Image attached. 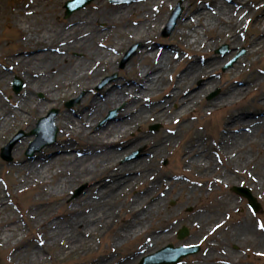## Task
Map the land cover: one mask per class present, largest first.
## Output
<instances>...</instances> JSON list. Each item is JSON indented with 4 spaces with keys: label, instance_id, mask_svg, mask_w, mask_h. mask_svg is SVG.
Instances as JSON below:
<instances>
[{
    "label": "bare ground",
    "instance_id": "6f19581e",
    "mask_svg": "<svg viewBox=\"0 0 264 264\" xmlns=\"http://www.w3.org/2000/svg\"><path fill=\"white\" fill-rule=\"evenodd\" d=\"M68 1L0 0V28L7 24L18 29L21 34L20 39L15 41L18 49L0 55L5 63V69L0 68V140L14 128H19L24 135L22 130L29 131L37 119L45 124L47 137L56 135L53 121L51 129L45 118L57 114L53 108L58 106L60 98L92 90L83 96L76 111L69 114L61 112L56 117L55 124L59 127L61 138L56 144L50 142V138L41 141L34 139L25 151V159L20 150L27 140L25 138L17 143L21 138L19 133L18 138L14 136L3 147V160H8L13 154L19 162L15 167L16 177L12 189L8 193L0 191V246L11 250L7 264H45L43 252L49 247L56 249L54 256L59 260L70 254L89 253L95 229L100 225L108 226L116 210L121 214V220L118 229L113 232L114 236L110 238L112 248L139 239L131 255L123 257L124 261L116 264H134L144 254L149 257L155 254L168 255L173 251L172 239H182L188 235L186 226H181L175 233V226L180 222L186 224L190 220L189 225L195 228V234L208 237L227 231L228 228H221L226 226L227 219L219 221L216 216L223 209L228 216H235L237 210L231 207V200L224 195L219 194L216 198L218 204H212L220 208L210 212L209 209L200 210L199 214L183 216L164 207L167 199L164 191L179 189L191 194L194 192L193 185L197 183L180 180L177 174L161 172L159 164L176 143L181 144V166L185 171L195 169L196 176L207 179L210 182L209 192L213 191L215 185L235 184L236 175L244 173L243 169L250 166L253 154L252 150H246L248 146L256 145L255 148L263 149L260 153L264 157V144L263 147L259 145L264 142V93L253 99L255 110L246 109L227 117L230 123L224 125L222 133L215 135L217 147L214 157L203 149V138L184 137L186 115L194 110L206 91L219 86L220 81L215 80L214 75L218 74L221 63L234 53L233 49L245 46L244 56L252 57L264 47V0H185L182 18L176 25V36L185 42L186 53H209L210 47H215L220 41L228 44L232 51L224 58L213 54L208 55L205 61L189 59L184 72L175 81H170L173 63L177 61L179 66L186 59L179 55V50L174 53L173 48L162 47L164 43H158L156 48L152 46L160 22L164 20L161 11L175 0H146L129 5L88 0L77 7L73 6L72 12H77L71 15L64 27L62 22L55 23V17L58 11H62L59 3L64 2L66 5ZM90 2L92 5L78 11ZM64 10L65 13L69 12L67 7ZM128 18L132 21H127ZM248 23L258 29L262 36L257 39L250 37L245 43L244 31ZM116 28L117 38L105 42L107 33ZM239 31L243 33L241 38ZM169 34L167 27L163 36ZM131 39L143 44L137 54L140 59L134 58L122 69V72L128 71L132 75L107 82L100 92L92 89L103 74L115 70L117 57L113 52ZM166 46L169 47L168 44ZM73 53H79L81 57H75ZM240 63L241 58L237 61V64ZM236 66L239 69L235 70L233 65L234 68L222 71V76H238L244 67ZM14 74L17 75L14 80L21 83L18 76L21 77L24 86L20 93L11 95L15 107L13 105V109H9L11 103L5 104L2 100ZM259 77L257 75V81L253 80L252 83L243 80L245 83L237 82L232 86L230 84L233 81L229 80L223 86V97L210 101L207 112L210 114L220 108L231 109L247 96L252 87L261 90L258 87L261 86L258 84ZM197 79L204 80L203 84L198 86ZM40 91L44 94L43 101L35 97V93ZM73 102L65 106L70 107ZM122 102L127 105L123 110H118L116 120L106 118L103 127L94 129L106 110ZM151 121L162 123L160 131L152 133L144 129L145 124ZM150 129L156 130L158 126H150ZM38 130L36 126L30 135H35ZM77 138L83 143L72 145ZM38 143H44L42 148L45 149L38 154V150L31 152ZM140 146L145 147L146 157L131 161L126 158ZM29 157L34 158L31 160ZM260 173H263V169L256 171L257 175ZM252 178L256 179L249 173L251 186L254 185ZM79 180L87 181L90 189L93 187L92 190L96 188L95 199L91 198L92 191L85 192L76 198H83L81 205L77 204L76 199H71L73 202L65 205L66 201L63 200L68 189ZM237 184L242 189L240 193L237 190L235 192L247 197L249 187L242 186L240 182ZM30 189L35 190L36 198L33 205L25 208L24 217L28 219L29 226L39 231L44 249L40 248V244L39 247H21L25 226L8 210L9 202L4 198V194L9 198V193ZM82 205L90 208L83 211ZM249 205L254 211L258 210L256 207H261L256 198L248 202ZM64 207L65 218L60 220L55 214ZM248 215L250 213L247 211L240 221L237 218V226L231 224L228 239L235 242L245 236H254L256 227L251 229L252 221ZM258 238L259 244H263L264 232ZM162 242H168L169 248H158ZM234 255L233 251L213 252L209 259L214 263L228 264ZM176 256L181 255L178 253ZM88 263L92 264V261ZM94 264L111 263L110 259H101Z\"/></svg>",
    "mask_w": 264,
    "mask_h": 264
},
{
    "label": "rangeland",
    "instance_id": "374dc122",
    "mask_svg": "<svg viewBox=\"0 0 264 264\" xmlns=\"http://www.w3.org/2000/svg\"><path fill=\"white\" fill-rule=\"evenodd\" d=\"M107 1L111 5H115V4L129 5L132 3H141L146 0H135L132 2H122V3H114V2H111L110 0H107ZM203 1L207 2L208 0H203ZM260 1L262 0H259L258 2ZM184 3H185V0H175V2L172 5L170 6L165 5L163 7L161 11V15L164 16V20L160 22V25H159L160 29L159 28L157 29L158 30L156 32L157 34L155 33L156 35H155V38H153V42H152V46L154 48L159 46L158 43H164L162 44L163 45L162 47H164L165 49L173 48L174 53L178 52L179 50L180 51L179 55H181L182 57L186 59V61L182 62L179 66H177V61H174L173 63L174 70L172 71L173 77L171 78L170 81H175V79L184 72L183 70L184 66H186V63L189 59H196V60L198 59L199 61H205L208 59V55H213V54L214 56L219 55L220 56L219 58H224L225 56L227 57L232 51V48H230L228 44H225L223 43V41H220L217 43L215 47H210L209 53H200L197 51H193L192 54L188 55L186 53L187 49H186L185 42L183 41V39H180L176 36V31H177L176 25L182 18V13L184 10L183 9ZM197 3L199 5L202 4L198 1ZM59 5H61L60 7L62 8V11L57 12L58 14L55 17V20H56L55 23L57 24V23L62 22L65 27L67 25L66 21L71 17L73 13L77 11L66 15L65 10H64V2L61 4L59 3ZM90 5H92V2H90L84 8L78 11L85 10ZM176 10L179 11L176 23L173 29L170 31V34L168 36H163L168 20ZM190 14H193V13H190ZM262 14L264 15V11ZM184 19H182V21ZM127 21L131 22L132 20L128 18ZM99 25L102 26L103 23H100ZM243 28L245 29V27ZM117 29L118 28L107 33L104 41L108 42V41H111V39H114L115 37L117 38L118 36ZM244 32H245V36H244L245 43L247 39L250 37L253 39H257V38H261L262 36V34L260 33L258 29L252 28L251 23H248ZM242 35L243 33L239 31V38H241ZM201 36L203 35L201 34ZM20 37H21L20 31L18 29L11 28L7 24L3 26L2 28H0V55L13 53L16 49H18L15 41L17 39H20ZM166 44H168L169 47H167ZM142 47H143L142 43L136 42L134 41V39H131V41H128L127 43L121 45V47L118 50H115L113 52V54L116 55L117 57V60L114 65L115 70L106 72L105 74H103L101 78L99 79V81L95 83L92 89H95V90L97 89L98 92H100V90L104 87V84H106L107 82L109 83L111 81L121 80V76L132 75V73L128 71L122 72V69H124V67H126L132 60H134V58L138 57L137 54ZM133 48L135 49L133 50ZM222 48L223 49L225 48V49L222 50ZM131 51H132V54L133 53L134 54L132 56L130 54L126 56ZM233 52L234 53L232 55H229L226 58L225 62L221 63L218 69L219 72L217 71L218 74L214 75V79L217 81H220L219 86L217 85L211 88L209 91H206L203 94L201 101L198 104H196V106L194 107V110H191V112L188 115H186L187 122L183 121L184 123H186L185 124L186 128L184 129V132H185L184 137L189 138V137L198 136V137L203 138L201 140V142L203 141L204 143L203 149L209 153L211 152V154L213 155L212 157H214V154H216L215 149L217 147L215 135L222 133L221 131H223L224 125L229 124L231 121V120H227V117L231 114H238V113H241L242 111L244 112L246 109L255 110L256 106L254 104L252 105L253 99L258 97L260 93H264L263 92L264 90V47L261 48V51L258 54L256 53L252 57L244 56L246 52L245 46H239L236 49H233ZM73 55L75 57H81V54L79 53H73ZM1 57L3 56H0V68L5 69L3 66L5 63L3 62V58ZM125 57H128L130 59L124 61L123 63V60ZM240 58H241V63L237 64V61ZM138 59L140 58L138 57ZM231 62L233 63L229 67H227L228 64ZM233 65H235V70L239 69V67H237L236 65H242L244 67V70H241L239 75L234 76V78H232L233 76L223 77L222 71L224 70L227 71L230 68H234L232 67ZM257 75L261 76L259 77L260 79H258L259 80L258 84H261V86H258V87L261 90H255L256 88L252 87L253 89H251V91L247 94V96L239 100L231 109L220 108L210 114L209 112H207L208 104L210 103V101H213L214 99H217L218 97H223V95L225 94V90H224L225 87L223 86L229 80L233 81V83L230 84L231 86L237 82L245 83L243 80H247L250 83H252L253 80L257 81V79L255 78ZM11 76L12 78L10 79L8 83V88H7L8 91L4 93V97L2 100L5 104L11 103L12 107L9 109H13V105L15 107V103H13L14 101L11 95L20 93L24 86L21 77L18 76V78L21 80L22 87L20 88V90L15 92L13 90L12 83H13L14 78L17 77V75L14 74ZM203 81L204 80L197 79L196 82L199 86L203 84ZM90 91L92 90L91 89L84 90L83 92L75 96L73 95L71 97L67 95L66 96L63 95L58 102V106L53 108L54 110H57V114L55 115L53 119V124L57 129L55 143L53 144H56V142L59 139H61L59 138V127L57 124H55L56 117L59 114H61V112L69 114V112L71 111L72 112L76 111L77 105L78 104L81 105V100L83 96H85V94H87ZM215 92H216V95L212 99H209V95ZM35 97L41 101L44 100V94L41 91L35 93ZM71 101H75V102H73V104L70 107H66L65 104ZM245 102L247 103V105H245ZM126 105L127 104L122 102L119 106L106 110L103 113V115H101V117L98 119L97 123L95 124L94 129H99L104 126L105 124L104 121L107 118V116L110 114V112H115L113 120H116L117 119L116 117L118 115V110H123ZM50 111L51 109L46 110L43 116H46ZM37 123H38V119L35 120V124H34L35 126L31 127L32 129L30 128L29 131H26V132L22 130L24 135L22 134L20 140H18L17 142V143L22 142V140L25 138L27 140V144L23 145L24 148L20 150L21 151L20 154L23 159L26 158L25 151L28 148L29 144L36 138V135L31 136L30 133L32 132L33 129L36 128ZM150 126H158V129L151 130ZM161 128H162V123H159L157 121H151L149 123H146L144 126V129L146 131L152 132V133L160 131ZM20 132L21 131L19 128H14L13 130L9 131L6 135H4L1 138L0 154H1V150L4 147V145L8 143L9 141H11V139L14 136H17L18 133ZM75 141L76 142H73L72 145L79 146L81 143H83L82 140L79 138H77ZM263 144L264 142L259 143V145L262 147H263ZM255 147L256 145H252L251 147L248 146V148H246V150H252L251 152L253 154V157H252L250 166L248 165V167H245L243 169L244 173L236 175L234 185L232 184L225 185V186L215 185V188L213 189V191L211 190L209 192L207 191H208V188L210 187V182H207L208 181L207 179L196 176L197 172L195 171V169L185 171L183 167L181 166V160H180L181 144L176 143V145L173 147V150L166 153L165 158L162 157L163 159L160 161V164H159V168L161 172H165L166 174H177V175H180V178H181L180 180H185L189 183L194 181L197 183L196 186L193 185L194 192L191 194H188L187 190L182 191L179 189H175V190L173 189L172 191H169V192L164 191V193L166 192V197H167L164 207H166L167 209L169 208L170 210L174 211V213H177V214L181 213L183 216H190L193 214H197L200 210L209 209V212H210L211 210L214 211L215 209L220 208L219 205L213 207L212 204L214 203L213 205H215L217 203L216 198L219 194H221V195L226 196L228 199H230L231 207L232 208L235 207V209L237 210V213L235 214V216H228V214L224 211V209L221 211V213H219V215L216 216V219H219V221L220 219L221 220L227 219L225 223L226 226L223 225L221 228L223 229L228 228V230L222 231L224 233H221V234H219L218 232L213 237H208V236H204V235L197 234V233L195 234L193 230L195 228H192L189 225L190 220L189 222H186V224H184L183 222H182L183 224H181L180 222L179 225H176L175 233L177 232L178 229L181 228V226H186L188 230V235L186 237H183L182 239H176V238L172 239L171 243L174 247L185 246V245H199L200 246V250L197 253L183 257L179 264H218L210 260L209 255L213 252L214 254H218V252H223V251H233L235 253L232 259L228 260V264H264V243L260 245L259 244L260 240L258 238L259 234L261 232H264V161L262 160L264 159V157L260 153V152H263V149H260V147L258 148H255ZM43 149H45V147H43L36 154L42 152ZM134 154H137V156L134 157ZM146 156H147V153H146L145 147L140 146L138 148H135L133 151H131V153H129L126 156V158H128L131 161V160H134L135 158L136 159L143 158ZM219 159L222 162V158L220 157ZM18 164L19 162L17 161L16 158L13 157V154H11L10 161L3 160L0 157V191L2 192L7 191L8 193V191L12 189V186H13V183L16 177L15 167L18 166ZM261 169H263V173L262 174L260 173V175H257L256 171H260ZM249 173L255 176L256 179L260 178L258 180L259 182L256 181V179L252 178V181H254L253 182L254 185L252 186L249 185L251 181L250 179H248ZM239 182L242 184V186L249 187V189L252 192V195L260 203L261 207L256 214H254L251 211L250 207L248 206L247 199L239 195L237 192L233 190V188H237L239 186L237 184ZM81 188L82 190L79 191L80 194H76L77 191L80 190ZM92 188L93 187H91L90 189L88 182L85 180L84 182L83 180L76 181L68 189L67 195L66 197H64L63 202L66 201L65 205L68 206L71 202H73L71 201V199L74 200L78 198L79 195H82V193L91 192V191H92L91 198L95 199L94 191L96 188L94 187V190H92ZM4 198L9 202L7 206L8 210H10L12 214L17 218V221L21 220V223H23V226H25V228L23 229L24 239L22 241L21 247L23 249H26L32 246L33 247L38 246L40 244L41 246L40 248L44 249L45 246H43V243L41 242L38 236L39 231L36 228L29 226L27 222L28 219L24 217L25 208L29 205H33V203L35 202V198H36L35 190L30 189L24 192H17L14 194L9 193V198L7 194H4ZM55 199L56 198H54V200ZM77 200L78 199H76V201ZM82 201H83V198H80L77 204L81 205ZM57 202L58 201H56V203ZM89 208L90 207L88 205H85V206L82 205L83 211ZM64 209L65 207L59 208V210L55 214V216L58 217L60 220L62 218H65L66 210L64 211ZM247 211L250 213V216L248 215V219L252 221V223L250 224L251 229L256 227L255 228L256 232L254 236L253 235L245 236V238L243 237L242 239L236 240L235 242L232 241L231 239H228L227 233H229V230L232 226L231 224H233V226L234 225L237 226L238 220L236 219L238 218L240 221V218L244 216V214ZM111 219L113 220L110 222L108 226L100 225L99 227L96 228L97 230L95 229L94 235L91 236V241H92L93 246L89 253H86L84 255L83 254H70L62 258L61 260H59L57 259V257L54 256V254L56 253L55 252L56 249L49 247V248H45L46 250L44 249V252H43L46 257L45 264H89L88 262L90 261H92V264H94V262H98L101 259L102 260L110 259L111 264L112 263L116 264L122 261L123 257L125 258L131 255V252L134 250L135 246L138 244L139 239H132L128 241L127 243H122V245H116L115 247L112 248V244H110V238L114 236L113 232L115 233V231L118 229V226H119L118 224H120V220H121V214H118V211L116 210L114 217ZM207 228L208 226L204 227L205 230ZM168 242H164V243L162 242L161 243L162 246L158 248H161V247L164 248L165 246L169 245ZM10 252H11L10 249H3L0 246V264L8 263L7 258ZM146 255L147 254L141 255L140 256L141 258H139L134 264H138L140 260ZM125 262H128V261H125ZM215 262H217V260ZM220 264H223V263H220Z\"/></svg>",
    "mask_w": 264,
    "mask_h": 264
},
{
    "label": "water",
    "instance_id": "95a60500",
    "mask_svg": "<svg viewBox=\"0 0 264 264\" xmlns=\"http://www.w3.org/2000/svg\"><path fill=\"white\" fill-rule=\"evenodd\" d=\"M87 1H88V0H73V1H71V2L68 3L67 7H68V8H73V6L77 7V6L79 5V3H84V2H87ZM70 4H71L72 6H69ZM175 19H176V17L172 18V20H171V22H170V24H169V26H168L169 30H171V28L173 27V25H174V23H175ZM53 116H54V115H53ZM53 116H51L50 118H48V123H49V125L51 124V121H52ZM50 119H51V120H50ZM52 139H54V134L52 135ZM40 145H42V144H40ZM2 151L4 152V155H5V150L3 149ZM249 198H250V197H249ZM250 201H251V199H250ZM256 208H258V207H256ZM192 251H194V249H193ZM192 251H188V252H192ZM180 255H183V254H180ZM179 257H180V256H178V257L175 258V259H171L170 261H175V260L178 259ZM154 263H155V261H154ZM152 264H153V263H152Z\"/></svg>",
    "mask_w": 264,
    "mask_h": 264
}]
</instances>
